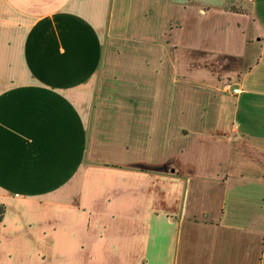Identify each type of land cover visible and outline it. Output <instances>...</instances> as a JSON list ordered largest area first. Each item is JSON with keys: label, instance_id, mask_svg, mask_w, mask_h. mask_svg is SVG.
<instances>
[{"label": "crops", "instance_id": "0c3cea01", "mask_svg": "<svg viewBox=\"0 0 264 264\" xmlns=\"http://www.w3.org/2000/svg\"><path fill=\"white\" fill-rule=\"evenodd\" d=\"M0 203V264H264V0H0Z\"/></svg>", "mask_w": 264, "mask_h": 264}, {"label": "built area", "instance_id": "2783aa9c", "mask_svg": "<svg viewBox=\"0 0 264 264\" xmlns=\"http://www.w3.org/2000/svg\"><path fill=\"white\" fill-rule=\"evenodd\" d=\"M225 89H226V91H233L234 93H238L240 91L239 88H232V86L230 84H226Z\"/></svg>", "mask_w": 264, "mask_h": 264}, {"label": "trees", "instance_id": "16d2710c", "mask_svg": "<svg viewBox=\"0 0 264 264\" xmlns=\"http://www.w3.org/2000/svg\"><path fill=\"white\" fill-rule=\"evenodd\" d=\"M6 207L4 204L0 203V220L3 219V216L5 214Z\"/></svg>", "mask_w": 264, "mask_h": 264}, {"label": "rangeland", "instance_id": "374dc122", "mask_svg": "<svg viewBox=\"0 0 264 264\" xmlns=\"http://www.w3.org/2000/svg\"><path fill=\"white\" fill-rule=\"evenodd\" d=\"M230 92V91H229Z\"/></svg>", "mask_w": 264, "mask_h": 264}]
</instances>
